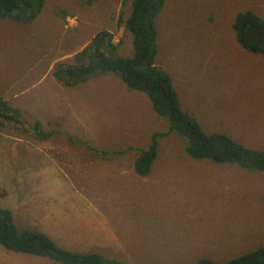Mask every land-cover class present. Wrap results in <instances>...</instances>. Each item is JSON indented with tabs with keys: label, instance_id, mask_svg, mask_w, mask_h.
<instances>
[{
	"label": "rangeland",
	"instance_id": "1",
	"mask_svg": "<svg viewBox=\"0 0 264 264\" xmlns=\"http://www.w3.org/2000/svg\"><path fill=\"white\" fill-rule=\"evenodd\" d=\"M121 1L43 0L31 22L0 18V98L20 112L26 129L4 122L0 147L8 148H3L2 159H13L10 150L15 143L24 154L27 150L26 143L8 137L26 136L28 142L44 147L33 130L36 122L49 121L56 113H67L76 121L87 106H96L91 112L88 108L85 126L94 141L62 134L82 127L49 131L40 125L53 140L56 133L63 139L58 158L67 151L73 160L84 161V172L67 173L70 181L34 163V171L26 174H2L0 168V184H24L18 195L23 190L34 215L36 204L58 191L67 203L65 210L76 202L74 213L86 214L84 199L91 195L109 216L117 236L115 248L125 251L116 258L127 264H197L202 259L226 264L264 248V172L194 159L186 152L187 138L172 132L157 139L156 167L148 180L129 182L127 173L113 172L112 167L130 166L149 147L154 133L168 131V121L154 113L145 94L127 88L115 75H97L70 88L54 77L60 61L88 62L86 54L77 60L74 56L102 30L114 35L115 54L132 56V35L124 26L131 3L122 6ZM245 11L264 20V0H164L155 18V66L170 76L181 108L204 133L225 134L264 151V56L242 49L232 28L235 16ZM125 149L133 155L120 157ZM36 150L31 149L36 152L31 160L40 161L42 154ZM106 151L109 160L92 159ZM91 159L93 164L88 163ZM17 219L19 230L37 231L34 224L25 227ZM0 264L60 263L0 245Z\"/></svg>",
	"mask_w": 264,
	"mask_h": 264
},
{
	"label": "trees",
	"instance_id": "2",
	"mask_svg": "<svg viewBox=\"0 0 264 264\" xmlns=\"http://www.w3.org/2000/svg\"><path fill=\"white\" fill-rule=\"evenodd\" d=\"M129 2L131 10L124 26L132 35V56L123 58L115 54L118 45L113 43L114 35L102 30L74 56L77 60L86 54L88 62L70 64L60 61L56 64L54 77L66 86H75L97 75H115L127 88L148 97L154 113L165 118L169 128L165 133H154L149 147L141 151L134 161L138 175L146 176L149 173L157 156V139L172 132L187 138L186 152L194 159L211 160L217 164H234L245 170L264 172V151L248 148L225 134L204 133L199 123L181 108L170 76L155 66V18L160 13L164 0H122L121 5L125 6ZM42 4L43 0H0V18L31 22L40 13ZM232 28L242 49L264 56V20L252 12H240L235 16ZM4 122H12L21 129L24 126L20 112L0 98V128ZM33 130L41 139L51 135L42 132L37 122ZM0 245L11 252L47 258L60 264H127L96 253L70 252L58 247L41 232L19 230L12 213L2 208ZM197 264L215 263L202 259ZM226 264H264V248Z\"/></svg>",
	"mask_w": 264,
	"mask_h": 264
},
{
	"label": "crops",
	"instance_id": "3",
	"mask_svg": "<svg viewBox=\"0 0 264 264\" xmlns=\"http://www.w3.org/2000/svg\"><path fill=\"white\" fill-rule=\"evenodd\" d=\"M64 86L65 88L72 87L66 85ZM62 89L63 88H61V90ZM89 107L90 106H87L85 108V114L82 117L76 119V121H71L72 115L69 116L67 113H56L53 119L44 121V123L42 122L41 124L45 126L46 129H49V131L53 127L57 126H73L75 128L82 127L76 132H72V130L70 129L62 130V134H66L71 138L75 137L84 141H94L92 133L90 134L89 131L85 130V126L88 123V117L91 110L96 109V106L90 108ZM88 108L90 112L87 113ZM57 135L58 134L56 133L55 140L52 139L51 135L46 139H42L44 147L39 146L40 148L35 144L28 142L26 136L20 139L17 137H8L10 138V140L11 138L14 139V141L20 143V145L26 143L25 145L27 146V150L24 154V151L21 152L17 149V147L19 146L17 145V143H15V146H13V151L10 150V152L14 155L12 160L6 161L0 157V168L4 169L3 171L5 172L2 174L13 175L14 173L26 174L29 172H33L34 163H37L35 166L39 170L42 169L43 171L49 172V169L55 175L64 174L70 181L71 179L67 176V173L75 172L79 174V172L82 173V170L84 172V161L78 162L76 160H73L72 156L67 151L64 152L63 158H58L57 155L60 153L58 151L60 149L58 143L60 141H63V139H61V137H57ZM66 140L67 139H64V141ZM25 145L22 147V150H25ZM3 148L7 149L8 147H0V154H4V152L6 151V149L5 151H2ZM31 149H37L36 151L42 154L40 156L42 157L40 161L31 160L34 157L32 154L36 153L32 152ZM39 149H42V151H40ZM50 151L52 154L50 153ZM129 151L130 150L125 149L124 151L120 152V155H117H119L120 157H125L127 153H130ZM110 153L111 155H115L116 151L113 150L110 151ZM108 154V151H106L104 152L103 156H101V158L92 159L95 162L107 161L109 159H105V155ZM130 154L133 155L132 153ZM46 159L48 161H46ZM92 159L89 160V164L94 163ZM135 160H133L130 166L121 165L112 167L113 172L121 171L123 173H127L129 176L127 181L129 182H133L137 179L146 182L149 178L147 175H151L153 168L156 166H154L152 163L149 173L146 176H142V178H139L138 176L141 175H138L134 168ZM66 168L73 169L74 171H67ZM7 184L8 186H2L0 184V208L10 211L12 213L14 221L15 219H17V216H19V221H24L25 227H30L32 226V224H34L38 232H41L48 236L58 247L64 250L76 253H103L104 255L105 253H110V255L113 256H107L108 258L123 260L120 258H116L119 256L118 254L124 255L125 251H123L122 248L119 247L115 248L116 246H118V242L116 240L117 236L114 229L110 225V222L108 220L109 216L103 214L104 212L100 209V206L102 205L94 202L91 195H86L84 199L86 205L84 207V210L87 212L86 214L74 213V211H76V208L78 207V203L76 202L73 203V205L70 206L68 210H65L63 205H66L67 203H64V201L61 199V196H59L62 194V192L58 191L52 196V198H47L45 199V201L40 200L37 203L38 205L36 204V215H34V212L31 211L30 208H28L29 206H32V202L25 200L26 198L24 199V197H22L23 190L21 191V194L18 195L21 188H24V184L18 186L12 181H8ZM86 186L89 187V185ZM4 198H6L7 201L2 202ZM95 249L99 250V252L94 251ZM114 253L116 254L114 255Z\"/></svg>",
	"mask_w": 264,
	"mask_h": 264
}]
</instances>
